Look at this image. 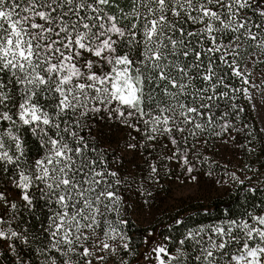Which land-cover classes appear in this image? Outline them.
<instances>
[{
  "label": "snow or ice",
  "instance_id": "obj_1",
  "mask_svg": "<svg viewBox=\"0 0 264 264\" xmlns=\"http://www.w3.org/2000/svg\"><path fill=\"white\" fill-rule=\"evenodd\" d=\"M248 42L264 51V0H0V174L39 220L38 235L17 230V204L0 191V247L14 264H93L106 259L97 252L115 254L108 241L125 239L114 224L126 223L128 181L82 133L91 135L97 118L113 120L140 134L145 149L166 138L179 151L216 124L222 105L220 118L231 116L230 93L247 95L228 72L250 84L237 62ZM230 129L225 122L215 134ZM179 245L175 255L155 246L156 264H264V207L190 230Z\"/></svg>",
  "mask_w": 264,
  "mask_h": 264
},
{
  "label": "trees",
  "instance_id": "obj_2",
  "mask_svg": "<svg viewBox=\"0 0 264 264\" xmlns=\"http://www.w3.org/2000/svg\"><path fill=\"white\" fill-rule=\"evenodd\" d=\"M249 44L248 42L242 45L238 57L241 71L244 58L252 49ZM228 75L235 88L245 89L246 84H242L230 70ZM230 95L234 98L228 102L229 106H237L236 110L229 107L231 116L220 118L225 111L222 105L220 109L215 110L216 124L209 126L198 136H188L186 141H181L179 151L166 138H160L155 146L150 144L145 149V141L141 139L140 134L113 120L97 119L92 124L91 135L88 131L82 133L96 149L105 154L109 166L127 178L128 186L123 190V197L125 201L126 198L128 202L132 200V208L122 203L120 217L125 219L126 223L114 226L118 227L125 237L119 244H129L131 258H137L141 250L146 248L144 243L150 241L145 237L147 233L164 239L169 251L176 254V248L180 246L179 241L190 230L196 231L201 226L207 228L210 224H218L228 216L240 217L253 210V206L257 212L264 207V142L245 93L240 91ZM225 122L231 125L229 132L216 135L215 132H219L220 126ZM109 137L112 138L111 141H108ZM26 138L30 140L29 156L35 158L38 155V144L30 134ZM129 144H137V147L130 149ZM185 158L187 164L184 163ZM153 164L157 167V173L151 172L150 166ZM226 170L242 171L234 177L222 179L220 175ZM175 173L190 175L195 179L200 195L181 196L164 206H150V224L142 225L135 217L142 200L163 188V176ZM9 176L0 174V191H5L3 183ZM8 199L15 202L19 210L15 219L19 227L17 230L23 231L26 226H31L38 235L39 220L24 211L23 201L12 197ZM109 218L117 220L115 214ZM177 221L182 223L177 224ZM32 247L34 248L35 244ZM17 251H21L26 260L29 256L35 260V252L19 242ZM192 252L189 242L184 259ZM3 254L5 252L0 251V255ZM0 264L3 263L0 261ZM6 264H14V261Z\"/></svg>",
  "mask_w": 264,
  "mask_h": 264
},
{
  "label": "rangeland",
  "instance_id": "obj_3",
  "mask_svg": "<svg viewBox=\"0 0 264 264\" xmlns=\"http://www.w3.org/2000/svg\"><path fill=\"white\" fill-rule=\"evenodd\" d=\"M249 43L251 44V42ZM251 48L252 49L245 56L242 66V71L245 72L246 75L250 72V75H247L250 84H246L245 86V88L248 89V93L245 95V98L250 105L252 115L258 127V131L262 137V142H264V51L255 46H251ZM251 85H255V87H252ZM111 140L112 138L109 137L108 141ZM240 171L242 170H226L222 172L220 176L222 179L231 178L236 176V174ZM163 178L165 179L163 188L159 192L149 195L143 199L141 206L138 207L135 217H137L138 221L142 223V225L148 226L150 224L148 222V209H150V206H164L165 204L173 202V200L175 201L181 196H192L194 194L200 195V192H198L196 189V181L190 175H177L175 173L168 176H163ZM10 181L11 176L7 177L3 183V185L6 187V195L19 200V196L16 194L18 190L12 186ZM132 203V200L128 202L127 198L126 201L125 198L123 200V204H125L128 208H132V206H130ZM4 212L5 209L3 208L2 201L0 202V213ZM12 224L13 227L18 226V222H16L15 219L12 221ZM18 228L19 227H17V229ZM145 237L150 239V241L146 244L144 243L146 248L141 250V253L137 256V258H131L132 253L129 250L126 252L122 247H119V245H121L119 244L121 240L118 237L115 241H108V243L112 244L113 247H116L115 254L111 252H97V255H103L106 257V259L102 261L94 260L93 264H156L154 259L155 253L152 252V249L157 245L166 246L165 240L159 236H155L153 233H147ZM3 244L4 242L0 241V245ZM0 251L5 252V254L0 255L1 263H11L15 260V254L9 252L6 248V245L0 247ZM172 254L175 255V253Z\"/></svg>",
  "mask_w": 264,
  "mask_h": 264
}]
</instances>
